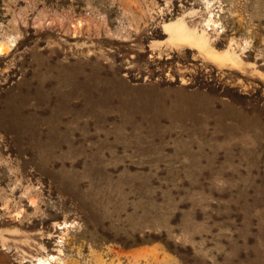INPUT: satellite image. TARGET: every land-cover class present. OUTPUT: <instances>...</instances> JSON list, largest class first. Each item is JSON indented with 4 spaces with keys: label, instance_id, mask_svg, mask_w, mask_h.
Listing matches in <instances>:
<instances>
[{
    "label": "rangeland",
    "instance_id": "rangeland-1",
    "mask_svg": "<svg viewBox=\"0 0 264 264\" xmlns=\"http://www.w3.org/2000/svg\"><path fill=\"white\" fill-rule=\"evenodd\" d=\"M0 45V264H264V0H0Z\"/></svg>",
    "mask_w": 264,
    "mask_h": 264
},
{
    "label": "bare ground",
    "instance_id": "bare-ground-1",
    "mask_svg": "<svg viewBox=\"0 0 264 264\" xmlns=\"http://www.w3.org/2000/svg\"><path fill=\"white\" fill-rule=\"evenodd\" d=\"M2 46L0 45V48H1ZM41 263V262H40ZM42 263H43V261H42ZM44 264V263H43ZM45 264H47V263H45Z\"/></svg>",
    "mask_w": 264,
    "mask_h": 264
}]
</instances>
